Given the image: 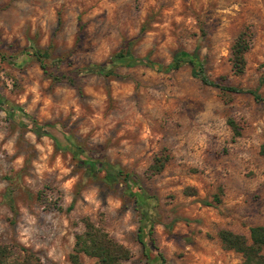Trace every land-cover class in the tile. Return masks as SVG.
I'll return each mask as SVG.
<instances>
[{"label": "rangeland", "instance_id": "obj_1", "mask_svg": "<svg viewBox=\"0 0 264 264\" xmlns=\"http://www.w3.org/2000/svg\"><path fill=\"white\" fill-rule=\"evenodd\" d=\"M244 27L250 48L236 74L230 47ZM128 41L134 55L164 64L197 47L209 77L254 87L264 78V0H0V240L15 255L34 251L41 264H70L89 216L130 250L121 264H150L134 197L121 180L107 184L99 163L81 164L66 132L93 158L137 174L165 264H241L218 232L249 236L264 223V104L203 84L187 63L167 72L145 64H117L112 75L79 70ZM35 48L50 53L45 69ZM259 90L264 96V82Z\"/></svg>", "mask_w": 264, "mask_h": 264}, {"label": "trees", "instance_id": "obj_2", "mask_svg": "<svg viewBox=\"0 0 264 264\" xmlns=\"http://www.w3.org/2000/svg\"><path fill=\"white\" fill-rule=\"evenodd\" d=\"M251 32L248 27L242 28L236 35L230 47V65L231 70L236 74H242L246 69L245 54L250 48ZM197 47L191 51L179 48L173 52L171 59L167 64L151 58L149 55L136 56L132 52V41H128L111 55L110 58L103 63H95L83 66L80 71L112 75L114 74L113 66L120 64L125 66H133L136 64H145L158 71H169L178 69L184 63L191 66V75L199 79L203 84L217 88L224 95L233 93L250 94L256 101L264 104V96L260 92V86L264 82V78H260L258 84L254 87H245L223 83L212 79L207 75L201 65ZM34 55L41 68L45 69L44 59L50 56L49 51L44 48H35ZM56 76L55 78H58ZM233 134L239 135L240 128L233 118H228ZM68 147L72 148L73 155L78 161L89 167H97L104 170L103 180L107 184L123 181L124 192L129 196H133L140 213V223L138 226V240L143 247V251L150 261L154 264L155 260L158 264H165V258L160 252L152 237L153 220L148 207L149 196L139 183L136 173L125 170L118 163H113L104 158H93L84 148L75 142L73 137L64 133ZM54 142L59 145V140L54 137ZM260 154L264 157V143L259 149ZM168 154L155 157L150 165L152 172L160 171L167 162ZM83 229L74 235V244L69 253L70 264H85L82 256H94L99 264H121L130 257V250L121 242L114 239L102 226L96 224L89 216L81 218ZM219 239L223 248L232 249L239 252L243 261L241 264H264V223L253 225L249 229V236L222 228L218 232ZM14 248L8 243L0 240V264H41L39 256L26 247H20L17 255L14 254Z\"/></svg>", "mask_w": 264, "mask_h": 264}]
</instances>
